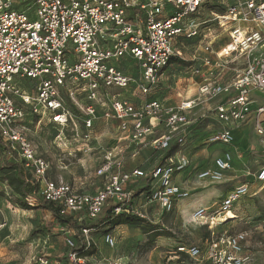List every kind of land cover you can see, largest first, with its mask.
Instances as JSON below:
<instances>
[{"label": "built area", "instance_id": "2783aa9c", "mask_svg": "<svg viewBox=\"0 0 264 264\" xmlns=\"http://www.w3.org/2000/svg\"><path fill=\"white\" fill-rule=\"evenodd\" d=\"M171 1L176 10L165 17L164 12L168 9L165 0H0V141L16 148L25 168L38 181L41 196L47 202L59 204L61 215L85 210L87 218L94 220L101 215L107 201L117 205L114 212L118 214L133 200V192L127 189V184L134 178L146 176L150 178L151 188L149 194L142 195L147 202L157 203L166 212L170 211L173 201L188 197V192L172 181L174 171L182 169L185 163H178L174 168L155 165L149 172H124L114 150L106 151L98 166L96 174L107 182L96 193H75L70 185L51 181L50 164L37 156L20 128L25 113L14 103V97L22 94L19 83L34 81L31 111L34 114L49 113L50 121L57 126L52 144L65 145L63 131L71 112L58 87L68 91L69 86L75 87L92 101H100L99 89L107 97V90H122L131 84L146 94L158 83L162 70L175 56L177 39L198 35V26L188 17L194 15L205 0ZM217 1L224 6L220 14L223 21L264 24V3L260 0ZM218 23L223 26V22ZM201 36L207 38L205 34ZM203 51L214 54L210 43L203 47ZM124 60L137 64L138 78L110 64ZM207 63L208 59L203 60L200 67ZM195 73L198 74L199 70ZM217 80L213 77L202 83L197 89V99L222 97L228 100L214 108L219 127L206 140L207 145L228 146L234 142L231 125L244 122L248 116L251 93L264 95V51L257 44L251 46L239 77L228 84ZM69 94L73 102L71 92ZM108 102L105 118L117 120L116 130L120 132L127 131L131 123L133 141L153 133L148 123L150 119H163L166 131L156 141L154 149L164 155L173 145H185L187 132L193 124L191 112L196 106L193 101L184 100L174 107H165L161 101L153 100L139 110L118 96ZM79 110L84 123L97 119L92 105ZM254 117L255 132L264 140V106L254 110ZM83 140L89 143L92 134L83 135ZM231 166V155L223 153L215 159L214 168L200 172L197 179L221 181ZM254 177L264 183V167ZM247 192V185L240 184L228 193L218 211L210 215L208 209L200 208L193 212L192 218L197 222L210 218L222 220L223 217L226 220L232 205ZM133 214L145 218L140 210ZM81 232L89 245L87 235L90 230ZM103 239L109 246L114 245L109 235ZM245 243V234L238 233L212 239L205 253L196 246L181 245L177 252L189 261L172 260L168 264H252L244 255ZM66 246L70 251V262L82 264L71 238L66 240Z\"/></svg>", "mask_w": 264, "mask_h": 264}, {"label": "rangeland", "instance_id": "374dc122", "mask_svg": "<svg viewBox=\"0 0 264 264\" xmlns=\"http://www.w3.org/2000/svg\"><path fill=\"white\" fill-rule=\"evenodd\" d=\"M165 1L167 7L176 10L171 0ZM222 7L224 6L217 0H205L198 11L188 17L198 26V35L194 38L184 36L177 39L173 57L177 61L165 68L167 70L175 68V76L170 78L164 76L162 84L156 86L157 83L146 94L141 93L136 86H132L131 89L130 86L133 84L121 91L115 88L109 89L106 91L107 97L104 91L99 89L100 101H92L79 89L69 86L74 104L80 109L84 104L92 105L96 112L102 113L107 112L108 99L117 97L129 87L132 93L141 96L142 101L148 102L149 97L163 96L166 99L171 90L174 95L180 93L182 98L186 96L194 100L198 87L213 77H217V81L222 80L221 83H230L239 77L244 69L246 53L250 46L264 44V24L256 21L243 23L229 19L223 21L220 15L223 12ZM218 21L220 24L223 22L222 27L219 26ZM202 34H205L207 38H203ZM207 43H210L214 51L213 55L203 51ZM205 59H208V63L200 67ZM110 64L118 69L132 67L138 71L137 64L134 65L129 61ZM196 70H199L198 74L195 73ZM35 85L34 81L20 82L22 94L14 97V103L26 114L20 123V128L32 143L37 156L44 158L50 164L51 181L70 185L75 193L97 192L107 182L103 177H99L96 171L103 160L104 153L108 150L115 151L124 172H132L142 163L146 164L143 171L149 172L154 163H158L160 158L155 153L154 144L162 136L163 130L159 128L160 131L154 130L146 138L133 141L128 136V131L116 130L119 125L117 120L112 118L104 123L101 119L99 120L97 114L96 120L81 123L77 114L71 111L73 116L63 131L65 145H53L52 139L56 134V126L49 121V113L42 111L40 114H34L31 111L34 104L32 99ZM60 89L61 87H58V90ZM200 101L208 104L210 109L208 114H212L215 105L228 100L216 97ZM251 101L257 104L258 99L253 95ZM199 116V112L191 114L193 127L197 126ZM151 120L153 126L158 124L154 122L155 119H150L148 123ZM157 120L164 123L163 119ZM248 121L250 118L231 125V128L234 125L237 126L238 130L242 129V134L244 130L250 129L251 124ZM255 123L254 119V128ZM254 131L251 136L247 134L244 137H237L233 144L228 146L199 144L194 149L197 154L192 161H205V164H208L205 169H211L214 168L215 159L225 152L232 157L231 170L224 173L221 181L215 182L197 179L201 170L195 172L189 180L184 177L185 174L181 169H176L172 181L185 189L189 195L186 199L173 201L169 212L161 209L157 203L147 202L143 196L146 194H138L146 188L150 191L151 185L147 177L134 178L133 182L130 181L127 189L136 192L133 198L135 200L131 201L134 203L131 213L140 210L145 216L143 220L146 224L140 226L125 224L113 228L108 233L114 241L112 247L104 242L103 238L106 235L98 233L97 230L89 232L87 235L89 245L86 247H90L91 253L86 257L81 256L85 249L77 253V256L83 260L82 264H168L172 260L185 262L189 259L178 254V246H198L202 253H205L211 239L238 233H244L246 236L244 255L252 261V264H264V183L256 181L254 177L255 173L264 167V140ZM90 132L92 140L86 143L83 135ZM187 145L188 143L181 147L175 145L178 152L181 151L176 160L180 164H186L187 159L183 158V152ZM15 154L19 157L16 150ZM2 157L3 152L0 151V162ZM174 161L171 158L167 163L172 165ZM239 184L247 185L248 192L232 205L230 211L235 218L226 220L224 217L222 220L210 218L199 222L193 220L194 210L200 207L208 209L210 215L218 211L221 202ZM15 199L9 188L0 180V264H73L69 260L70 251L66 246V240L72 238L69 231L66 228H49L45 225L41 211L22 210L16 205ZM93 222L95 220L90 223Z\"/></svg>", "mask_w": 264, "mask_h": 264}, {"label": "trees", "instance_id": "16d2710c", "mask_svg": "<svg viewBox=\"0 0 264 264\" xmlns=\"http://www.w3.org/2000/svg\"><path fill=\"white\" fill-rule=\"evenodd\" d=\"M260 1L264 3V0ZM176 61L177 59L172 57L169 61L168 66ZM59 91L67 101L69 111L79 113L78 110H76L72 99L70 98L69 91L66 90L64 87H61ZM15 150L16 149L10 144L0 141V151L3 152V157L0 162L1 183H4L9 188L12 195L16 197L15 203L20 209L25 211H41L44 216V220L46 223L45 225H47L49 228H66L69 231L72 237L71 239L74 242L75 252L79 254L82 250L85 249V252L81 255L82 257H86L91 253L90 247H86L87 244L82 236L81 231L83 229H88L90 230V232L97 230L98 233L108 235V233L116 226L125 224L140 226L142 224H146L145 220L131 213V211L133 210L134 203L129 204L127 208L121 209V211L116 214L114 212V209L117 207V205L112 201H107L102 207L101 215L94 219L95 222L93 223H90L93 220H89L87 218L85 210L72 213L66 216L61 215V206L59 204L47 202L41 196L38 181L33 177L32 172L29 169L25 168L21 158L16 156ZM172 152L173 147L170 149L169 153L166 154V157L164 159H166L167 156L170 157ZM163 164L164 163L162 162L161 165ZM170 167L174 168L176 166L171 165ZM147 178V181H150V178ZM134 193L136 192H133V198L135 196ZM138 194H149V188L139 191ZM134 200L135 199H133V201ZM215 239H219L218 236H216ZM75 241L77 243V246Z\"/></svg>", "mask_w": 264, "mask_h": 264}, {"label": "crops", "instance_id": "0c3cea01", "mask_svg": "<svg viewBox=\"0 0 264 264\" xmlns=\"http://www.w3.org/2000/svg\"><path fill=\"white\" fill-rule=\"evenodd\" d=\"M172 2V1H171ZM172 4H173V2H172ZM173 6H174V4H173ZM170 8L168 7V9L167 10H165V14H164V16L165 17H168L172 12H174L175 10H173V8H171L170 10H169ZM174 9H175V6H174ZM264 28V27H263ZM263 44V43H262ZM262 44H257V45H259L260 47H261V45ZM253 45H255V44H253ZM253 45H251V46H253ZM250 46V47H251ZM261 49L264 51V44H263V47H261ZM124 61H127V60H124ZM124 61H122V62H124ZM130 62V61H129ZM131 63V62H130ZM133 64V63H132ZM135 65V64H134ZM120 70H122V71H124L125 73H128V74H131L133 77H136V78H138V72L134 69V68H130V69H125L124 67H120ZM175 68L174 69H165V70H163L162 71V73H161V75H160V78H159V81H158V84L156 85V86H159L160 84H162V80H163V77L164 76H167L168 78H170V77H173V76H175ZM202 76H205V75H202ZM238 78V77H237ZM191 82H192V80H191ZM219 83H221V82H223L222 80H220V81H218ZM132 86H135L134 84L133 85H131L130 87H131V89L133 88ZM129 87V88H130ZM188 87V86H187ZM192 88H193V86H191ZM129 88L127 89V90H125L123 93H121V94H119V95H117L120 99H122V100H126V101H128L135 109H138V108H140L144 103H146V102H144V100L142 101V98H141V96H139L138 94H136V93H132V90L130 89L129 90ZM188 88H190V86L188 87ZM121 91V90H120ZM196 92H197V90H196ZM169 94H168V96H167V98L166 99H164V97L163 96H158V97H149L150 98V100L149 101H153V100H159V101H161L162 103H163V105L165 106V107H174V106H176V105H178L180 102H182V101H184V100H190L188 97H184V98H182V96H181V94L180 93H176V95H174V93H173V90H171V92H168ZM157 94H159V92L157 93ZM255 94H257V95H255ZM253 95H254V97H256L257 99H258V101H256L257 102V104H255V103H253V101H251V98L253 97ZM195 96H196V99H194V100H190V101H193L195 104H196V106L194 107V109L192 110V112L194 113V112H199L200 113V116H199V120H198V123L196 124L197 126H192L191 128H189V130H188V132H187V137H186V143H188V145L186 146V150L183 152L184 154V156H183V158L184 159H187V161H186V165H185V167H183V169H181V171L185 174L184 175V177H186V178H188L189 180H191V178H192V176H193V174L195 173V172H198V171H204L203 169H205V168H207V166H208V164H205V161H201V162H196V161H192V159L194 158L195 159V154H197L196 153V151L194 150L199 144H206V140H207V138L208 137H210L211 135H212V133H214L217 129H218V123H217V121H216V119H215V117H214V114H213V112H211L212 114H208V112H209V107H208V104H206V102H204V101H199L198 99H197V93L195 94ZM263 96V97H262ZM261 101V102H260ZM221 104V103H220ZM87 105L86 104H84L83 105V107H86ZM260 106H264V95H262V94H259V93H257V92H252L251 93V95H250V104H249V107H248V116H247V118H246V120L245 121H247L249 118H250V121H248L250 124H251V126H250V129H248L247 131H245L244 129V131H243V133L241 134V131H242V129H241V131L240 130H238V128H236L237 126H233V128H231V130H232V133H233V136H234V140L238 137H244V136H246L247 134H249V136H251L252 135V132L254 131L253 129H254V118H253V116H254V110L257 108V107H260ZM75 107H76V110H78V112L79 113H76L77 114V116H78V119H79V121L82 123L83 121H82V119H81V112H80V110H79V108H78V106H76L75 105ZM83 107H81L82 109H83ZM215 107H216V105H215ZM214 107V108H215ZM214 110V109H213ZM212 110V111H213ZM105 112L106 111H103L102 113H104V114H102V113H99L98 111L96 112V114H97V116H98V118H99V120L101 119V121L102 122H107V121H110L109 119H106L105 118ZM191 112V114H193ZM71 116H73V114L71 113ZM102 116V117H101ZM202 118V119H201ZM105 119V120H104ZM49 121H50V119H49ZM154 122H156V126L154 125L153 126V123H152V120L150 121V126H151V129L154 131H156L157 132V130L158 131H160V130H163V134H162V136L164 135V133H165V125H164V123L160 120V121H158L157 119H155L154 120ZM115 123H117L116 121H115ZM53 124V123H52ZM55 125V124H54ZM111 125V124H110ZM56 126V125H55ZM113 126V125H112ZM57 127V126H56ZM159 128H160V130H159ZM112 130H113V128H111ZM127 131L129 132V135L128 136H130V138H131V134H132V125H131V123H129V127H128V129H127ZM255 132V131H254ZM91 133V132H90ZM127 133V132H126ZM92 134V133H91ZM161 136V137H162ZM160 137V138H161ZM146 138V137H145ZM160 138H158V139H160ZM144 139V138H143ZM188 141V142H187ZM185 143V144H186ZM173 147V152L171 153V156L170 157H168L167 156V158L166 159H164L165 157H166V154H168L169 152H166V153H164V155H162L163 153L162 152H160V151H156L155 153L157 154V155H159V161H158V163H154V165L153 166H155V165H161V163L163 162H168V160H170L171 158L173 159V160H175L174 161V163H172V165L173 166H177V164H178V162L176 161L177 160V155L179 154V153H181V151L180 152H178L179 150L173 145L172 146ZM171 147V148H172ZM214 149H216V148H214ZM225 153V152H224ZM218 158V157H217ZM158 159V158H157ZM145 162V161H144ZM145 163H142L140 166H138L137 168H135V170H138V169H140V170H145ZM163 166H171V164L170 163H167V164H163ZM152 168V167H151ZM206 170V169H205ZM132 171H134V170H132ZM147 172V171H146ZM175 172H176V170H175ZM135 179H132V182L134 181ZM177 185V184H176ZM240 185V184H239ZM96 193V192H95ZM200 208H203V207H200ZM200 208H198V209H200ZM203 209H206V208H203ZM195 211V210H194Z\"/></svg>", "mask_w": 264, "mask_h": 264}, {"label": "bare ground", "instance_id": "6f19581e", "mask_svg": "<svg viewBox=\"0 0 264 264\" xmlns=\"http://www.w3.org/2000/svg\"><path fill=\"white\" fill-rule=\"evenodd\" d=\"M228 217L227 219H232V218H235L234 214L231 212V211H228L227 213V216Z\"/></svg>", "mask_w": 264, "mask_h": 264}]
</instances>
